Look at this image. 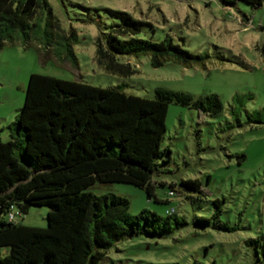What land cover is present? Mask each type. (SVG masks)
<instances>
[{
    "label": "trees",
    "instance_id": "1",
    "mask_svg": "<svg viewBox=\"0 0 264 264\" xmlns=\"http://www.w3.org/2000/svg\"><path fill=\"white\" fill-rule=\"evenodd\" d=\"M243 1L252 9L264 0ZM116 18L95 38V60L107 73L132 74L124 57L148 56L160 67L173 62L182 67L202 65L207 54L186 49L173 37L159 41L140 37L145 22L122 10L107 9ZM75 30L65 31L48 0H0V50L20 41L34 47L40 62L55 59L78 68L73 45ZM65 65V64H64ZM155 97L127 93L123 85L101 87L81 80H66L31 73L23 105L9 124L10 139H0V264H100L112 249L144 234L166 238L187 225L184 216L167 210L129 213V200L113 193L95 194L96 183L122 182L142 189L155 202H168L156 193L168 187V196L205 198L211 193L199 178L165 182L161 163L170 160V148L162 149L168 105L194 108L198 122L221 112L216 93L199 97L186 91L156 87ZM251 94H235L231 113L239 120L240 108ZM239 107V109H237ZM251 123L264 124V106L246 111ZM211 216H197L195 223L220 231L237 226L220 223V204ZM49 207L45 227L16 222L15 206ZM247 242H257L250 238ZM4 249V250H3Z\"/></svg>",
    "mask_w": 264,
    "mask_h": 264
},
{
    "label": "rangeland",
    "instance_id": "2",
    "mask_svg": "<svg viewBox=\"0 0 264 264\" xmlns=\"http://www.w3.org/2000/svg\"><path fill=\"white\" fill-rule=\"evenodd\" d=\"M61 27L75 30L73 45L78 68L55 59L40 62L34 47L20 41L0 50V139H10L9 124L20 111L29 75L38 73L66 80H81L101 87L123 85L127 93L154 98L156 87L186 91L199 97L216 93L221 112L198 122L194 108L170 103L162 149L170 160L161 163L155 178L167 183L199 178L211 193L205 198L168 196L167 185L156 193L168 202H155L129 183H96L95 194L113 193L129 200V213L167 210L184 216L187 225L166 238L134 235L108 252L100 264H264V124L251 123L246 111L264 106V5L252 9L237 1L220 0H48ZM107 9L122 10L145 22L140 37L159 41L166 35L196 54H207L204 64L182 67L173 62L154 68L148 56L124 57L129 76L107 73L95 60V38L116 20ZM235 94H251L240 108L239 120L231 113ZM237 105V104H236ZM239 109V107L237 108ZM220 204V223L237 226L220 231L195 223L211 216ZM46 205H31L25 214L15 206L14 220L45 227ZM254 238L257 242H247ZM4 250V249H3Z\"/></svg>",
    "mask_w": 264,
    "mask_h": 264
},
{
    "label": "water",
    "instance_id": "3",
    "mask_svg": "<svg viewBox=\"0 0 264 264\" xmlns=\"http://www.w3.org/2000/svg\"><path fill=\"white\" fill-rule=\"evenodd\" d=\"M30 206V204H28V205H26L24 208H22V209H20V213L21 214H25V213H27V211H28V207Z\"/></svg>",
    "mask_w": 264,
    "mask_h": 264
},
{
    "label": "built area",
    "instance_id": "4",
    "mask_svg": "<svg viewBox=\"0 0 264 264\" xmlns=\"http://www.w3.org/2000/svg\"><path fill=\"white\" fill-rule=\"evenodd\" d=\"M10 217H11V218H14L12 214H11V216H10Z\"/></svg>",
    "mask_w": 264,
    "mask_h": 264
}]
</instances>
